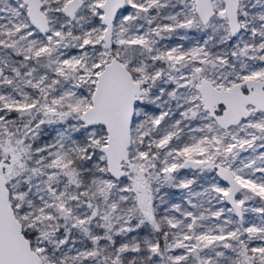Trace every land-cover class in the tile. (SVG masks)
I'll return each mask as SVG.
<instances>
[{"label": "snow or ice", "instance_id": "snow-or-ice-1", "mask_svg": "<svg viewBox=\"0 0 264 264\" xmlns=\"http://www.w3.org/2000/svg\"><path fill=\"white\" fill-rule=\"evenodd\" d=\"M0 264H264V0H0Z\"/></svg>", "mask_w": 264, "mask_h": 264}]
</instances>
